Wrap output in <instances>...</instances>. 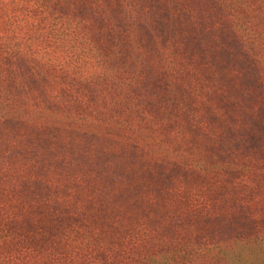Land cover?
<instances>
[{"label":"trees","instance_id":"obj_1","mask_svg":"<svg viewBox=\"0 0 264 264\" xmlns=\"http://www.w3.org/2000/svg\"><path fill=\"white\" fill-rule=\"evenodd\" d=\"M0 264H264V0H0Z\"/></svg>","mask_w":264,"mask_h":264},{"label":"rangeland","instance_id":"obj_2","mask_svg":"<svg viewBox=\"0 0 264 264\" xmlns=\"http://www.w3.org/2000/svg\"><path fill=\"white\" fill-rule=\"evenodd\" d=\"M97 69H98V67H97L96 65H92V66H90V67L84 68V70H86V72H87V71L97 70Z\"/></svg>","mask_w":264,"mask_h":264}]
</instances>
